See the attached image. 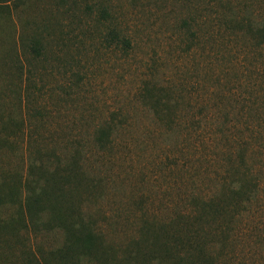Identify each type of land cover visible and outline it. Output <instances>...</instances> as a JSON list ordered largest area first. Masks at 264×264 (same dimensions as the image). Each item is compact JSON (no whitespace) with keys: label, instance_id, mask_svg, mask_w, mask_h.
<instances>
[{"label":"rangeland","instance_id":"1","mask_svg":"<svg viewBox=\"0 0 264 264\" xmlns=\"http://www.w3.org/2000/svg\"><path fill=\"white\" fill-rule=\"evenodd\" d=\"M262 24L264 0H0V224L19 226L28 196L21 184L38 150L31 178L39 190L61 187L104 248L123 258L146 221L182 211L217 171L200 143L156 118L146 88L184 97V120L191 110L201 117L203 100L213 113L226 99L235 121L255 78L250 29ZM110 30L131 47L106 41ZM31 40L44 45L41 56L27 49ZM110 127L111 142L99 145L97 134ZM262 218L253 219L260 228ZM243 229L230 264H264V232L248 221ZM8 233H0V264L11 258ZM61 239L43 234L35 245Z\"/></svg>","mask_w":264,"mask_h":264},{"label":"trees","instance_id":"2","mask_svg":"<svg viewBox=\"0 0 264 264\" xmlns=\"http://www.w3.org/2000/svg\"><path fill=\"white\" fill-rule=\"evenodd\" d=\"M101 13L109 17L106 9ZM250 31L257 51L250 63L254 65L255 78L235 121L229 120L226 99L214 105L213 113L210 100H203L201 117L187 110L184 120L180 110L184 97L171 96L173 90L161 88L154 94L146 88L143 95L165 127L177 133L186 131L202 146L204 163L217 168L207 192L191 196L182 211L172 212L164 221H146L141 227L142 240L134 241L118 259L113 250L104 248L102 235L85 220L73 197L62 195L61 187L55 184L39 190L38 179L31 178L32 173L34 176L36 170L40 171L35 159L42 152L36 150L35 158L30 160V177L21 184L28 196L19 203V226L14 227L15 220L0 224V233L9 229L7 235L12 236L5 242L11 253L7 264H230L237 260L235 253L243 245L246 221L264 232V218L259 222L263 228L253 220L260 212L264 216V24ZM105 39L131 47L130 40L115 30H110ZM30 42L27 49L41 56L44 45L36 40ZM111 131L112 127L101 129L97 143H110ZM211 143L219 145L218 152L214 153ZM54 233L61 234L62 239L53 247L35 245L43 234Z\"/></svg>","mask_w":264,"mask_h":264}]
</instances>
